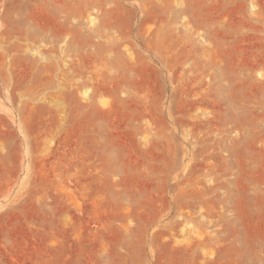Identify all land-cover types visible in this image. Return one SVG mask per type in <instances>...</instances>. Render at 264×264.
<instances>
[{
  "label": "rangeland",
  "instance_id": "374dc122",
  "mask_svg": "<svg viewBox=\"0 0 264 264\" xmlns=\"http://www.w3.org/2000/svg\"><path fill=\"white\" fill-rule=\"evenodd\" d=\"M0 264H264V0H0Z\"/></svg>",
  "mask_w": 264,
  "mask_h": 264
}]
</instances>
